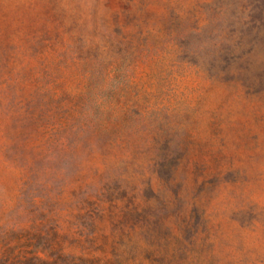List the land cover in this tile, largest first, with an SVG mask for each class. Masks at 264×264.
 Wrapping results in <instances>:
<instances>
[{"label": "rangeland", "instance_id": "1", "mask_svg": "<svg viewBox=\"0 0 264 264\" xmlns=\"http://www.w3.org/2000/svg\"><path fill=\"white\" fill-rule=\"evenodd\" d=\"M254 3L0 0V264H264Z\"/></svg>", "mask_w": 264, "mask_h": 264}, {"label": "trees", "instance_id": "2", "mask_svg": "<svg viewBox=\"0 0 264 264\" xmlns=\"http://www.w3.org/2000/svg\"><path fill=\"white\" fill-rule=\"evenodd\" d=\"M264 2V0H262ZM260 0H255L253 9L259 7ZM243 27L240 40L245 39V31L250 35V40L243 43L239 40L237 48L227 49V56L233 61H241L245 77L250 80L251 86L257 93H264V8L262 11H249L240 23ZM237 50V53H233ZM234 54V55H233ZM255 66H250L253 57ZM253 61V60H252ZM249 86V85H248Z\"/></svg>", "mask_w": 264, "mask_h": 264}]
</instances>
